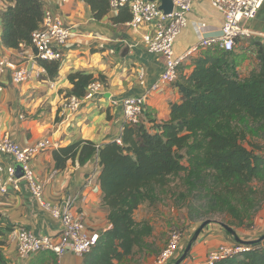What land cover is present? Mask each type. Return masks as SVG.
I'll return each mask as SVG.
<instances>
[{"label": "trees", "instance_id": "1", "mask_svg": "<svg viewBox=\"0 0 264 264\" xmlns=\"http://www.w3.org/2000/svg\"><path fill=\"white\" fill-rule=\"evenodd\" d=\"M10 1L0 14L2 43L12 49L31 46L32 33L42 21L44 2ZM84 2L96 20H102L112 10L111 0ZM131 18L127 2L117 7L110 20L124 23ZM258 60V66L241 77L235 47L229 51L219 47L201 50L194 58L191 74L177 81L181 101L171 104L167 121L150 118L151 126L142 120L126 124L121 142L97 145L82 139L53 150L58 170L65 169L69 161L83 165L94 157L101 166L103 203L112 227L100 234L97 244L84 255L83 264H117L126 257L152 251L153 224L149 220L137 221L134 215L142 204L163 202L161 190L175 178L184 190L170 195L182 201L178 206L187 208L190 220L203 222L211 215L226 214L231 218L230 225L252 226L264 202V154L253 142L256 137H264L262 50ZM41 63L50 75L59 69L58 61ZM68 79L73 85L72 93L79 97L85 95L92 80L105 81L103 75L95 78L81 72L69 73ZM14 230L8 225L0 227V245L4 243L3 235ZM247 247L214 264H264V240L255 239ZM189 256L190 252L186 259ZM4 263L0 252V264Z\"/></svg>", "mask_w": 264, "mask_h": 264}, {"label": "crops", "instance_id": "2", "mask_svg": "<svg viewBox=\"0 0 264 264\" xmlns=\"http://www.w3.org/2000/svg\"><path fill=\"white\" fill-rule=\"evenodd\" d=\"M42 1L45 9L63 17L72 28V34L62 50L59 69L55 74L45 72L41 76L34 75L21 84L12 82L9 70L0 75L3 86L0 91V138L7 134L24 147L47 140L48 148L30 161L33 172L44 183V199L51 204H59L68 197L77 196L72 213L82 218L89 234L100 235L109 230L112 224L103 203L99 180L101 166L97 158L83 165L69 161L65 169L58 170L55 168L53 150L82 139L91 140L97 145L120 140L126 122L121 104L115 102L124 97L147 93L142 122L151 126L150 118L157 122L167 121L171 104L181 101L177 81L191 74L194 58L201 52L186 56L187 51L203 38L220 36L224 17L213 6L212 0H194L188 25L175 43L176 55L186 56L180 64L178 80L160 82L153 89L165 69L164 55L149 53L143 41L145 34L154 33L153 23H144L138 28H132L130 21L113 23L110 17L116 15L115 8L102 20H96L84 0ZM11 3L10 0H0V14ZM243 24L251 35L237 39L235 52L238 55L239 75L246 77L258 66L259 51L264 52V4L255 18ZM1 36L0 15V55L29 67L33 48H7ZM71 72L93 74L95 78L100 75L105 77L102 92L93 100L84 99L79 111L73 115L64 112L63 107L68 96L73 94V85L68 79ZM0 163L4 166L16 164L10 156L3 155H0ZM2 178L5 182L6 175H2ZM7 188V192H0V227H25L36 235H59L60 221L32 198L24 182L20 190H15L9 184ZM144 205L149 207L148 204L140 205L134 217L137 221L149 220L153 224L154 214L149 209L147 215L138 217V211ZM210 226L202 231L184 263L204 264L210 250L235 242L224 227L221 231ZM1 239L4 242L0 245V252L6 260L4 264L84 263V255L72 252L60 259L51 251L22 257L11 239V233H6ZM186 241L187 237L181 241L175 258ZM152 258L146 261L144 257L131 264H154ZM175 258L167 264H172Z\"/></svg>", "mask_w": 264, "mask_h": 264}, {"label": "built area", "instance_id": "3", "mask_svg": "<svg viewBox=\"0 0 264 264\" xmlns=\"http://www.w3.org/2000/svg\"><path fill=\"white\" fill-rule=\"evenodd\" d=\"M171 13H165L159 0H111L112 8L129 3L132 18L130 26L138 28L144 23H153V34H145L143 41L149 53L162 54L165 57V69L158 82L153 85L157 88L160 82H174L179 77V67L184 58L194 52L210 47H219L223 50H233L237 39L250 36L251 31L243 22L256 17L264 4V0H212L213 6L224 17L222 32L218 37L203 38L200 42L187 51L186 56H177L175 43L182 31L188 25V15L192 9L194 0H172ZM10 5V4H9ZM72 34V28L60 14L45 9L40 27L32 33L31 47L34 50L31 65L24 66L15 63L5 56L0 55V75L6 70L11 72L12 82L21 84L32 76H41L47 72L41 62L60 61L62 50ZM143 77V74L141 75ZM104 88V82L98 79L92 80L83 97L71 94L64 103V112L73 115L79 111L84 99H95ZM3 86L0 84V91ZM147 93L136 96H128L116 101L121 104L126 124L140 123L145 109ZM121 142L120 140H118ZM48 141L42 140L31 146L24 147L9 135L0 138V155L10 156L14 164L4 166L0 163V192H7V184L15 190H20L24 182L32 198L45 210L58 219L61 223V231L57 236L36 235L25 227H19L11 232V239L15 242L17 250L22 257L41 251H51L58 259L66 253L85 255L97 244L98 234H89L81 217H76L71 209L78 201L77 196L68 197L59 204H51L44 199V183L33 172L30 161L48 148ZM16 165H20L23 171L21 177L17 176ZM2 175H6L4 182ZM182 235L179 231L170 232L167 243L154 264H167L173 260L181 245ZM247 244L237 241L230 244H221L210 250L204 264H214L220 258L237 254L247 250ZM177 258V257H176ZM57 264H61L58 261Z\"/></svg>", "mask_w": 264, "mask_h": 264}, {"label": "rangeland", "instance_id": "4", "mask_svg": "<svg viewBox=\"0 0 264 264\" xmlns=\"http://www.w3.org/2000/svg\"><path fill=\"white\" fill-rule=\"evenodd\" d=\"M253 142L259 144V146L261 147V149H257V151L261 154H264V137H256ZM247 145L252 148L249 142H247ZM181 190H184V187L180 184V180L178 178H175L173 182L169 185V187H166L161 190V194L164 199L163 202H160L153 206L148 205L149 207L144 205L140 208V210L138 211V217L140 215H147L148 209L154 214L152 222L155 233H153V236L150 239V243L153 244L152 251L137 254L133 258L126 257L117 264H131L132 261L136 263L138 262V260L141 261L144 257L146 261L148 259L150 261L153 257V260L151 262L154 263L156 258L161 254L162 250L164 249L169 238L170 232L174 230L179 231V233L182 235V240L187 237V241L185 242V245L181 248L180 254L177 256V258L182 255L187 243L192 238L194 232L201 225L202 222L190 220L187 208L178 206L182 203V201L177 202L176 198L171 197L170 192H179ZM195 203L196 205H199L200 202L198 203V201L195 200ZM208 218L214 220L210 224V227L213 226L222 231L223 226L221 225V223H225L233 227L237 235L242 240H250L252 238H254L252 240H255L260 238L261 235L264 234V202L256 217L254 218L252 226L250 228L230 225L231 218L226 214H215L209 216ZM227 234L231 238L233 237L231 234ZM177 258H175V260Z\"/></svg>", "mask_w": 264, "mask_h": 264}, {"label": "water", "instance_id": "5", "mask_svg": "<svg viewBox=\"0 0 264 264\" xmlns=\"http://www.w3.org/2000/svg\"><path fill=\"white\" fill-rule=\"evenodd\" d=\"M151 1H155V0H151ZM161 2L160 8L167 14V13H171L172 9H173V1L172 0H159ZM16 172H17V176L21 177L23 175V171L20 165H16ZM214 220L212 219H206L204 220L201 225L196 229V231L194 232L192 238L189 240V242L186 245V248L184 249L182 255L179 257V259L175 262V264H180L182 263L188 253L191 251L192 247L194 246V244L196 243L197 239L199 238L200 234L202 233V231L213 222ZM221 225L225 228V230L231 234L234 238L235 241L239 242V243H244V244H252L254 242V240H242L236 233L235 229L225 223H221ZM258 240H264V234L258 238Z\"/></svg>", "mask_w": 264, "mask_h": 264}]
</instances>
